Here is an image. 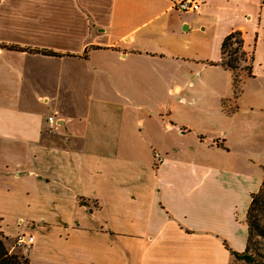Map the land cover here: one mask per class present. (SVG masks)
Returning <instances> with one entry per match:
<instances>
[{
  "label": "crops",
  "instance_id": "crops-1",
  "mask_svg": "<svg viewBox=\"0 0 264 264\" xmlns=\"http://www.w3.org/2000/svg\"><path fill=\"white\" fill-rule=\"evenodd\" d=\"M175 1L0 0V233L9 248L33 235L31 264H232L246 251L263 179L215 165L205 150L223 155L225 136L186 132L146 86L221 104L237 32L264 75V0H204L199 14ZM27 91L54 103L52 127L17 110Z\"/></svg>",
  "mask_w": 264,
  "mask_h": 264
},
{
  "label": "rangeland",
  "instance_id": "rangeland-1",
  "mask_svg": "<svg viewBox=\"0 0 264 264\" xmlns=\"http://www.w3.org/2000/svg\"><path fill=\"white\" fill-rule=\"evenodd\" d=\"M233 42L234 45L232 48L235 50L237 44L235 40ZM258 51L259 50L256 51V56ZM238 56L240 61L237 66L240 78L236 84L233 78V83L228 90V95L224 96L225 99L221 104L219 97L217 98L216 95L200 98L187 92L182 93L185 100L181 102L184 104H179L177 102V97H166L164 100H160L159 95L165 94L167 96L162 86L157 88L156 85L150 81L149 86H146V88L151 98L154 100L156 109L166 111L167 114L172 112L174 107L176 111L175 123L186 132L201 133L204 135L206 141L214 140L222 135L225 136L230 150L225 151L223 155L219 156L217 152L209 153L207 152L208 150H205L210 158L215 159V165L219 163L217 161V159H219L229 170L241 167L242 170H252V174L256 172L258 175L257 177L263 179L264 75L263 66L261 65L263 62L260 63L259 61H255L254 74H256V77L254 78L248 76L247 72L242 70L246 69V67H250L249 59H247L248 61L246 62L245 58L241 57V54H238ZM256 59L258 58L256 57ZM229 60L230 57L227 55L226 61ZM259 60H264V53L259 54ZM62 71L63 69L61 66H58L57 69L54 68V77L57 78ZM37 78L39 79L38 75ZM166 80L168 82V78H166ZM42 92L43 91H40V93ZM204 92L206 93L207 91ZM74 94L76 95V91ZM156 99H158V101H156ZM194 99H196V104L194 103ZM57 103L63 105L66 102L61 98ZM219 105H221V107ZM53 106L54 103L51 101L46 102L42 99L38 100L35 92L32 94V91H27V94L17 101V110L40 111L41 116L39 118L47 121L49 120L48 116L55 117L56 120L58 118L59 114L54 112L52 109ZM180 108L182 109L180 110ZM209 109H211L212 112L208 111ZM148 124H155V126H157L159 123L153 119H149L147 121V125ZM247 159H250V162ZM262 220L264 225V216ZM260 246L264 248V241H261ZM16 250L22 254L21 250ZM232 264L245 263L234 258Z\"/></svg>",
  "mask_w": 264,
  "mask_h": 264
},
{
  "label": "trees",
  "instance_id": "trees-1",
  "mask_svg": "<svg viewBox=\"0 0 264 264\" xmlns=\"http://www.w3.org/2000/svg\"><path fill=\"white\" fill-rule=\"evenodd\" d=\"M237 48L233 50L234 41ZM238 54L244 57L246 62L249 59L250 67L245 70L248 76L252 77L254 64L253 56H248L244 50V40L240 33L229 35L222 44V60L221 65L230 70L234 75V83L238 82L240 74L238 73L237 64L240 61ZM46 55H53L48 53ZM229 55L230 60L226 61ZM237 55V56H236ZM250 57V58H248ZM264 216V178L258 192L252 195V202L247 215V223L249 227V238L247 248L244 253L232 252L236 260L243 261L245 264H264V248H261V241H264V225L262 217ZM0 264H31L28 256L22 255L15 248H9L6 239L0 233Z\"/></svg>",
  "mask_w": 264,
  "mask_h": 264
},
{
  "label": "built area",
  "instance_id": "built-area-1",
  "mask_svg": "<svg viewBox=\"0 0 264 264\" xmlns=\"http://www.w3.org/2000/svg\"><path fill=\"white\" fill-rule=\"evenodd\" d=\"M203 4H204V0H176L172 4V8L179 13L199 14L202 11ZM55 121H56L55 117L49 118L51 127L53 126ZM34 241H35L34 236H30L28 234L22 233L17 236L14 248L21 250L22 254L24 256H27Z\"/></svg>",
  "mask_w": 264,
  "mask_h": 264
}]
</instances>
